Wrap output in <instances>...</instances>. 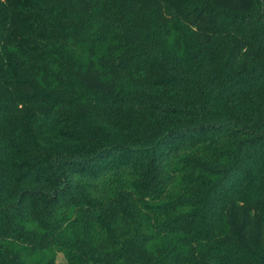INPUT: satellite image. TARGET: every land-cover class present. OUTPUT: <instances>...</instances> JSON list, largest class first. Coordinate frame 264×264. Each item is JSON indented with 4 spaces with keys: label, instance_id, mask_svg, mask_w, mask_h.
<instances>
[{
    "label": "trees",
    "instance_id": "1",
    "mask_svg": "<svg viewBox=\"0 0 264 264\" xmlns=\"http://www.w3.org/2000/svg\"><path fill=\"white\" fill-rule=\"evenodd\" d=\"M264 264V0H0V264Z\"/></svg>",
    "mask_w": 264,
    "mask_h": 264
},
{
    "label": "rangeland",
    "instance_id": "2",
    "mask_svg": "<svg viewBox=\"0 0 264 264\" xmlns=\"http://www.w3.org/2000/svg\"><path fill=\"white\" fill-rule=\"evenodd\" d=\"M56 261L62 264H65L63 256L61 254H57Z\"/></svg>",
    "mask_w": 264,
    "mask_h": 264
}]
</instances>
